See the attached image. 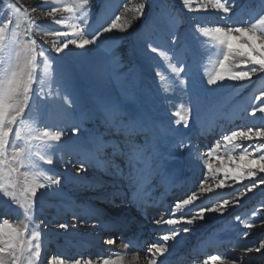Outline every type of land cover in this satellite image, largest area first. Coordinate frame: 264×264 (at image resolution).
Here are the masks:
<instances>
[{
    "label": "rangeland",
    "instance_id": "rangeland-1",
    "mask_svg": "<svg viewBox=\"0 0 264 264\" xmlns=\"http://www.w3.org/2000/svg\"><path fill=\"white\" fill-rule=\"evenodd\" d=\"M125 2L129 5L128 11L124 10L123 5ZM140 2H145V0H92L90 14L87 17L90 28L100 30L102 26L110 23L116 15H121L122 18L119 23L124 25L127 30L120 32L118 29H114L112 33H105L97 42L98 47L87 46L81 50L76 49L72 45L69 46L72 53H80V55L67 54L69 52L68 49L64 53L57 54L53 50L52 45V41L55 38H42L38 34L42 31L62 29V26L53 24L51 18H45L40 11L31 12V9L36 7L47 9L50 6L59 5L45 4L42 0H0V20L7 16H12L15 23L17 17L13 13L12 8L18 6V4L29 10L28 18H31L36 24L41 26L39 30L33 29L32 38L37 41L39 46L48 50L47 54L55 61L52 65L53 69L61 66L71 73L76 95L79 96L83 106L94 107L101 98H104L119 103L130 115L146 110L155 121L165 127L177 129L178 135H175L170 140L169 147L175 158L167 159L157 171L147 175L146 186L150 193L164 199V202H171L172 210L176 202L187 198L192 192H197L200 196L198 200L209 199L210 203L204 207H214L224 199L230 201L223 215L206 213L204 221H198L194 227L189 226L192 227V230L178 237L188 250H183L185 252L183 256L179 255L182 250H175L173 256L179 255L177 258H185L186 264H204L205 261L208 264H219V261L210 259L212 255L242 260L243 264H264V254H249L243 251L245 246H253L258 241L264 240V222H262V217H264V185H260L253 189L251 193L240 197L239 202L233 198L234 194L239 193L244 185L252 183L251 180H244L241 183L229 180L228 183L232 184V187L215 189L211 193H201L199 189V185L205 176L208 178V184L214 187L211 174L207 172L204 166L206 160H210L214 167L235 168L238 161H229L227 155L235 156L241 151V149H236L228 153L227 149L231 148V145L225 147L222 142L221 148L217 150L220 156L225 157L221 163L207 157L208 149L217 140H221L223 135L230 133L236 128L252 125L259 126L264 123V120L261 119V114L258 113L255 117L248 114L253 106L260 103L254 97L264 92V74L253 76L250 81H229L225 79L216 85H208V78L219 71L218 62L222 59V54L218 42L211 37L204 36L201 28L223 24L225 21L221 20L220 17L224 14L213 9L209 0H192L191 11L183 4V0H146L147 7L144 15L137 19L134 8ZM237 4L238 7L234 9L235 15L230 17L234 22L249 21L264 12V0H237ZM202 5H207L206 11L201 7ZM64 15L67 16V14ZM14 31L19 34L15 37L16 40H27L23 22ZM124 33H127V35H124ZM173 33L179 37V42L174 48L168 43ZM45 39L47 43H45ZM148 42H154L162 49L169 50L168 57L147 51L146 45ZM233 43L238 46V42L234 41ZM38 60H40L39 57ZM177 60H181L187 65L189 75L187 88L180 85L179 79L176 78L171 70L172 65L177 64ZM41 69L42 65L41 68L37 69L38 75L42 74ZM239 70V68H233V71ZM97 72L103 73L102 79H97ZM157 72L160 75H156ZM181 77H183V74H181ZM33 87H42L43 95L48 96V99L40 100L38 105H34L32 112L29 113L26 110L28 119L25 121V127L30 126L34 130L45 126L49 128L67 127L74 122L75 114L63 99L65 96L64 86L57 78L55 71L48 76H43L42 84L37 83ZM125 89H127V93ZM49 93H51L50 96ZM190 102L197 107L199 124H190L189 128L185 129L183 124L176 123L179 117L173 115V112L179 110L183 113ZM181 105L184 106L183 109ZM233 111L236 117L232 124L230 125V123L223 121L220 125L219 120L225 119L227 115H229V121L233 120L231 119ZM211 121L218 122V125L213 128V135H206L205 133L203 137H198V133L203 134L200 131L201 128ZM84 129H87L84 135L100 134L103 141L114 144L111 149L114 148L115 150H105L101 156H99L101 152L97 151L95 154L93 151L85 158V154L82 151L81 153L76 151L81 150L80 147L73 145L71 153H55L52 165L43 164L37 158L40 171L47 170V174L61 178L60 186L53 185L52 189H39L35 198L30 227L41 232V257L38 264H48L49 260H52L53 264H59L60 258L67 259L58 247L55 250L45 251L46 248H49L46 245L47 241L45 238L51 230L56 229L60 230V233H65L67 229H73L76 224L87 227L86 224L83 225V219L86 218H73L74 215L72 216L67 210L61 216L62 221L56 220L51 215H44V213L52 214L55 212L52 206L65 205L71 207L69 209H77V211L81 212L85 207L84 205H89L92 208L91 211L100 210L101 212L94 214L97 218H87L88 221H91L88 224H94L93 226H95L96 221L94 220H98L97 215L99 214H101L99 219L105 223L112 218L113 220L109 222L110 224L117 220L122 223L124 217L146 218L152 223L161 217L169 218L167 216L169 213L168 206L163 202L160 203V201L147 207L145 205L142 206V201H140V203H136L139 204L138 209L131 210L132 203L125 194L129 195L135 189L131 179L136 172L132 170L130 174L128 156L125 154L128 148L121 131L115 128H105L98 120L85 122ZM205 132H207V129ZM205 135L209 136L206 143L200 141L202 139L205 140ZM69 136H71L70 131L68 136L62 139L61 144L67 141ZM181 138L188 145L183 152L177 151L173 146ZM135 143L137 145L142 144L143 138H137ZM237 143L247 144L249 142L237 141ZM87 147L90 149V144ZM196 153L199 156L197 160L201 159V165L195 161ZM42 154L46 156L52 155L51 152ZM98 156L102 161H97ZM61 157L63 158L61 159ZM81 159H85V162L89 165L88 170L81 175L86 181H91L90 184L82 187L77 181L81 179V176L78 174L69 175L64 170L65 165H70L75 166L72 169L73 173H80L78 169ZM88 159H94L95 161H89ZM192 159L195 160L193 161ZM111 160L117 162L120 167L114 169L111 166V168H108V172H113L114 179L107 174L98 172V170L108 167ZM62 161L65 165L62 164ZM104 163L105 165L103 166ZM96 164L101 166V168H98ZM161 173L173 174L183 178L184 182H187L188 179L190 180V183L187 182L182 189L181 200L174 197L175 191H172L171 196L166 194V190L163 191L162 182L159 181ZM93 174L98 176L94 180L99 179V181L96 182L90 179ZM261 176H264V173L258 174L255 179L258 180ZM220 178H222V174L216 177V179ZM98 182L103 185L96 187ZM70 187L79 188V197H70V192H72L69 190ZM102 190L104 192L115 190V193L106 195L107 193H100ZM116 190H124L125 194L122 196L121 193H116ZM198 200L197 202H199ZM21 203L22 201L16 202L11 198L0 195V223H3V219H7L12 226L18 227L21 222H27L24 210L20 206ZM189 207L190 205L184 209L185 212L192 208ZM184 210H177L176 213H179V216L183 215ZM84 211L91 212L89 210ZM76 216L79 217V215ZM236 217H240V219L237 220ZM46 219L51 222L48 223ZM68 220L70 221L68 222ZM244 221L255 222L256 226L252 229H245L243 228ZM60 223L68 224L69 227L61 229L59 228ZM37 224H39V228H36ZM126 224H129L131 233L123 238H126L125 240L129 242L133 240L137 223L129 221ZM117 226L104 229L105 237L102 238L100 234V243L93 251H86L83 257L78 256L74 259H91L94 264H99L100 260L98 257H104L105 253H107L104 249L108 247L114 248L113 246L117 244V238H120L113 234L114 229L118 228ZM227 230L229 231V236L225 235ZM245 232L248 233L246 237L243 235ZM200 233H205L209 237L217 233L221 238V243L210 249L205 246L206 251L203 257L196 259V256L202 251L200 245L205 239L204 237L201 238L199 245L191 241ZM95 235H99L97 229L91 236V240ZM162 235L163 233L160 234L159 232H156V234L153 232L150 236L145 235L148 236L146 238L150 237L151 241L147 242L143 253L148 252V248L154 244L164 243L160 239ZM109 239L114 240L115 243L106 244L105 241ZM63 241L60 236L55 239L56 243H63ZM138 257L145 262H149L147 253L144 255L138 254ZM53 258L56 259L53 260Z\"/></svg>",
    "mask_w": 264,
    "mask_h": 264
},
{
    "label": "snow or ice",
    "instance_id": "snow-or-ice-1",
    "mask_svg": "<svg viewBox=\"0 0 264 264\" xmlns=\"http://www.w3.org/2000/svg\"><path fill=\"white\" fill-rule=\"evenodd\" d=\"M42 2L59 5L50 6L47 9L39 7L31 9V12L40 11L45 18H51L53 24L62 26V29L38 33L42 38H55L52 45L57 54L64 53L68 49L67 54L80 55V53H72L69 46L72 45L81 50L87 46L98 47L97 42L105 33H112L114 29H118L120 32L127 30L124 25L119 23L121 15H116L100 30L90 28L87 17L90 14L92 0H42ZM209 3L217 12L224 14L220 19L225 22L201 28L204 36L211 37L218 42L222 54V59L218 62L219 71L208 78L207 84L216 85L225 79L250 81L253 76L264 74V12L249 21L234 22L230 17L235 15L234 9L238 7L237 0H209ZM183 4L190 11L192 10V0H183ZM123 7L125 11L129 10L127 2ZM146 7V0L135 6L134 11L137 14V19L144 15ZM201 7L205 11L207 10V5ZM12 11L17 17L15 23L12 16L0 20V195L16 202L22 201L20 206L24 210L27 222H21L18 227L12 226L7 219H3V223H0V264H38L41 257V232L30 227L35 198L39 189H52L53 185L60 186L61 178L47 174V170L40 171L37 158L43 164L52 165L55 153H71L73 145L80 147L85 158L93 151H100L104 147L102 136L100 134L84 135V132H87V129H84L85 122L98 120L106 128L120 130L124 136L128 148L125 154L128 156L130 174L132 170H135L137 174H150L157 171L167 159L175 158L169 147L170 140L178 135V132L177 129L165 127L155 121L146 110L130 115L119 103L104 98H101L94 107L83 106L79 96L76 95L71 73L61 66L53 69L52 65L55 61L47 54L48 50L39 46L37 41L32 38L33 29L39 30L41 26L28 18L29 10L23 5L18 4L12 8ZM21 22L24 24L27 35L26 41L15 39L19 34L14 29L19 28ZM234 41L238 42V46L234 45ZM178 42L179 37L173 33L168 41L169 45L174 48ZM45 43H47L46 39ZM146 50L168 57L169 50L162 49L154 42H148ZM41 65L42 74L38 75L37 69L41 68ZM234 67L240 70L233 71ZM171 70L179 79L180 85L187 88L189 84L187 65L181 60H177V64L172 65ZM53 71L56 72L57 78L64 86L65 96L63 99L75 114L74 122L67 127L49 128L45 126L35 130L30 126L25 127V121L28 119L26 110L30 113L40 100L48 99V96L43 95L42 87L34 88L33 85L42 84L43 76H48ZM96 75L98 80L103 78L102 72H97ZM156 75H160V73L157 72ZM125 92L127 93V89ZM50 95L51 93H49ZM254 99L260 103L253 106L248 114L255 117L259 113L261 119L264 120V92L255 96ZM181 108L183 109L184 106L181 105ZM173 115L179 117L176 123L183 124L185 129H188L190 124H199V112L194 103L190 102L183 113L178 110L173 112ZM69 131L71 136L61 144L62 139L68 136ZM74 137L75 139H73ZM137 138H143V143L137 145L135 143ZM237 141L249 143L242 144ZM222 142L225 147L231 145V148L227 149L228 153L241 149L235 156L227 155L229 161H238V163L235 168L214 167L210 160H206L204 166L211 174L214 187L208 184V178L205 176L199 189L201 193L212 192L214 189L232 187L233 185L228 183L229 180L235 183L251 180L252 183L244 185L239 193L234 194L233 198L239 202L240 197L251 193L260 185H264V176L258 180L255 179L258 174L264 173V123L259 126L236 128L223 135L221 140H217L208 149L207 157L222 163L225 157L217 153ZM89 144L92 145L91 149L87 147ZM173 146L177 151L183 152L188 145L181 138ZM47 152H51L52 155L42 154ZM88 167L85 159H81L78 171L86 172ZM220 174H222V178L216 179ZM198 199L200 196L197 192H192L187 198L175 203L169 218L161 217L154 221L155 225H167L170 230L160 237L164 243L154 244L148 248L149 264H158V258L164 257L166 253L170 252L181 234L189 233L198 221H204L206 213L223 215L226 206L230 203L228 199H224L214 207L188 209L183 215H176L177 210L186 209ZM236 219L239 220L240 217H236ZM262 222H264V217H262ZM255 226V222H243L245 229H252ZM68 227V224H59L61 229ZM36 228H39V224L36 225ZM243 235L246 237L248 233L245 232ZM105 243L114 244L115 241L109 239ZM120 246L125 250L130 246L135 247L131 241L121 242ZM243 251L249 254H264V240L258 241L253 246H245ZM118 255L119 260L104 257H98V259L102 261V264H120L125 254ZM126 255L132 256L133 261L138 258V253L135 252L126 253ZM210 259L219 261V264H243L242 260L217 255H212ZM48 264H53L52 260H49ZM59 264H94V262L84 258L72 260L60 258ZM159 264H164L162 259L159 260ZM204 264H208V262L205 261Z\"/></svg>",
    "mask_w": 264,
    "mask_h": 264
},
{
    "label": "bare ground",
    "instance_id": "bare-ground-1",
    "mask_svg": "<svg viewBox=\"0 0 264 264\" xmlns=\"http://www.w3.org/2000/svg\"><path fill=\"white\" fill-rule=\"evenodd\" d=\"M235 117L236 116H234V111H233V114H232V117H231V119H233L232 121H229V115H227L225 119L219 120L220 121L219 124L221 125V123L223 121H226L227 123H230V125H231L232 122L234 121ZM217 125H218V122H216V121H211L209 124L204 125L201 128V130H200L201 132H203V134H199L198 133L197 134L198 137L199 136H200V138H201V136L203 137V135L205 133H206V135H213L212 134L213 128L216 127ZM206 129H207V132H205ZM206 135L204 136L205 140L202 139L200 141L206 143L207 142L206 140L209 137V136H206ZM110 141H112V140H110ZM112 145H114V144H112L111 142H105L104 141V147L100 151H98V152H101L99 154V156H101L104 153L105 150H109V149L110 150H115L114 148L111 149ZM91 148H92V145L90 144V149ZM76 151L81 153V150H76ZM94 153L96 154L97 151H94ZM99 156L97 157V161L100 160ZM198 157L199 156L196 153V160L195 159L194 160L201 165V163H202V162H200L201 159L197 160ZM88 160L89 161H95L94 159H92V160L88 159ZM100 161H102V160H100ZM104 161H107V160H104ZM105 163L103 164V166L105 165ZM62 164L65 165L63 161H62ZM96 166L98 168H101V166H99L98 164H96ZM111 166L114 169L115 168H120L117 165V162L111 160V163H109L108 167H106L104 169H101V170H98V172L102 173V174H107L112 179H114L113 172L112 173L108 172V168H111ZM74 167L75 166H70V165L66 166L65 165L64 170L69 175H71V174L77 175L78 174L79 176H81V179L77 180L78 184H80V187L90 184L91 181H89V182L86 181V179L82 176L84 174V172H80V173H77V172L73 173L72 172V169ZM147 175H148V173H144V174L135 173L134 174V176L132 177L131 180H133L132 184L135 186V189L133 191H131L129 193V195L125 194L124 190H116V193L117 192L121 193L122 196H123V194H125L128 197L127 199L132 203L131 210L138 209V207H139L138 205L139 204H136V203H138V202L140 203V201H142L141 205L142 206L145 205L146 207L148 205H153L155 203L157 204L159 201H160V203L163 202V203L166 204V206H168V210H169L168 212L169 213L167 214V216L170 217L171 212H172V209H171L172 203L169 202V201L164 202V199H161L160 197H157V195H154V194L150 193V191L148 190V188L146 186V182H147V179H148ZM95 178H98V176L96 174H93L90 179L94 180ZM94 181L97 182V181H99V179L94 180ZM159 181L162 182L163 191L166 190L167 191L166 194L168 196H171L170 194H172V191H175V193L173 195L178 200H181L180 194L182 192V189L186 185V183L187 182L190 183L189 179H188L187 182H184L183 178L177 177V176H175L173 174L170 175V174H167V173H161V178H159ZM96 184H97L96 187L100 186V185H103L100 182H98ZM69 190L72 191V192H70V197L71 196L79 197L78 196L79 195L78 193H80L79 192V188L70 187ZM114 191L113 190L112 191L109 190L107 192H104V190H102V192H100V193H102V194L107 193L106 195H111V194L115 193ZM198 201L199 202L196 201L193 205H190V207H192L191 209H196L198 207H204V206H206V205H208L210 203L209 199H207V198L203 199V200H198ZM84 206L85 207L83 208V210L81 212L77 211V209H69L71 207L65 206V205L52 206V208L55 209V212L52 213V214H49V213L45 214L42 211L44 213V215H51L54 218H56V220L58 219V220L62 221L61 220L62 219L61 216L64 215L65 211L67 210V211H69L70 214H72V216L74 215L73 218H86V219H83V225L86 224V226H87V227H84V226L76 224V226H74L73 229H71V228L67 229L65 233H60V230H56V229L55 230H51L48 233V236L45 238L46 241H47L46 245L49 246V248H46L45 251L55 250V248L58 247L60 249V251L62 252V254L64 255V257L67 258V259L72 260V259H74V258H76L78 256L79 257H83L85 255L86 251L87 252L91 251V250L93 251V249L100 243L99 242L100 241L99 240L100 234L102 235V238L105 237L104 229H107L109 227L114 228V226L118 225L117 226L118 228L114 229L113 234H116L117 237H120V238L119 239L117 238V240H116L117 244H115L113 246L114 248L108 247V248L104 249V251L107 252V253H105L106 255L104 256V258H111L113 260H119V255L118 254H125L123 256V260L120 261V264H149V262H145V261L141 260L139 257L135 261H133L132 256L126 255V253H129V252L132 253V251L133 252L135 251V253H138L139 255H144L145 253H147V251L145 253H143V251H145L146 244H147L148 241L149 242L151 241L150 240L151 238H148V240H146L145 238L147 236H145V235L149 236L153 232H155V234H156V232H159L160 234L161 233L164 234V233H167L170 230L169 226H167V225L157 226L154 223H152L151 221L147 220L146 218H138V217H135V218L124 217L122 219V223L117 220V221H114V222H112L110 224L109 222L113 220L111 218L110 221L105 223V222H103L102 220L99 219L101 217L100 216L101 214L97 215L98 216V220H96V219L94 220V221H96L95 226H93L94 225L93 223H92L93 225H89L88 223L91 222V221L90 220L88 221L87 218L88 217H91V218L94 217L95 218L96 216H94V214H98L101 211L100 210L91 211L92 208L89 205H84ZM84 210L91 211V212H89L91 214H89L88 211H84ZM184 213H185V210H184ZM86 214H88L87 217H86ZM76 215H79V217H77ZM176 215L179 216V213H176ZM80 216H82V217H80ZM47 220L48 219H46V221ZM69 221L70 220H68V222ZM129 221L137 223L136 230H135L136 232L133 235V240L131 241L132 245H134L135 247L130 246L129 249L125 250V249H122L120 245H121V242H127L125 240L126 238H123V237H127L131 233V228L129 227V224H126ZM47 222L49 223L51 221L49 220ZM181 226H183V225H181ZM95 229H97L99 231V235L98 236L95 235V237H93V239L91 240V236L93 235ZM219 229L221 230V228H219ZM138 233L140 234L142 239L138 238V241H134V239L136 238ZM228 234H229V231L227 230L225 232V235L229 236ZM59 236L62 237V239L64 240L63 243H56L55 242L56 237H59ZM121 236H122V238H121ZM232 236H230V237H232ZM203 237H204L205 240L200 245V249L202 251H200L199 255L196 256V259H199L200 257H203V254L206 251L205 246H208L209 249H210V248L216 247L219 243H221V238H220V236L217 233L215 235H213V236H210V237L207 236L205 233L204 234L200 233V234L197 235V237L195 239H192L191 242L192 243H197L199 245L200 239L203 238ZM177 240H178V242L173 245V247L171 248L169 253H166L164 257L158 258V263H159V260H161V259L163 260L164 264H182L184 262L183 260H178V259H176V257L173 256V253H174L175 250H182V251L183 250H188L186 245L183 244V242L180 241L181 239L177 238ZM53 243L56 246H54ZM169 243L171 244L172 242H169ZM89 244H90V247L92 246L91 248L89 247ZM51 245H53V247H51ZM180 245H181V248H180ZM182 245H183V247H182ZM172 250H173V252H172ZM226 250H228V249H226ZM99 262H100L99 264H102V261H99Z\"/></svg>",
    "mask_w": 264,
    "mask_h": 264
}]
</instances>
